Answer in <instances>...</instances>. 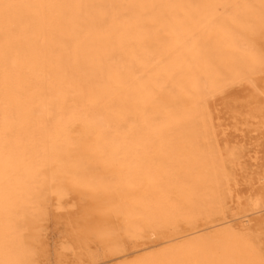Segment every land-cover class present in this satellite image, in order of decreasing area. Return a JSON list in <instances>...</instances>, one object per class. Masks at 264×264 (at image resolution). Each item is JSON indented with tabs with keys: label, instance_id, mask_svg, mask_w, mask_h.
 Wrapping results in <instances>:
<instances>
[{
	"label": "bare ground",
	"instance_id": "6f19581e",
	"mask_svg": "<svg viewBox=\"0 0 264 264\" xmlns=\"http://www.w3.org/2000/svg\"><path fill=\"white\" fill-rule=\"evenodd\" d=\"M262 139L264 0H0V264H264Z\"/></svg>",
	"mask_w": 264,
	"mask_h": 264
},
{
	"label": "rangeland",
	"instance_id": "374dc122",
	"mask_svg": "<svg viewBox=\"0 0 264 264\" xmlns=\"http://www.w3.org/2000/svg\"><path fill=\"white\" fill-rule=\"evenodd\" d=\"M248 90L252 91V89ZM246 94L247 93H244L242 91L231 90L228 93V97L235 99L237 102H243L246 101V98H248L249 96V94ZM243 135H245L247 138L243 139ZM253 136H256V134H228V141L230 143L222 141L220 147L222 151H230L229 155H231L234 159V162L237 165V170L240 167H243V171H245V175L247 176L248 184L249 182L255 181V179L257 178L256 171L258 168H260L257 166H253L249 159V155H251L255 144V139L250 138ZM259 143L262 144L261 147L264 148V139L260 140ZM236 173L239 175L240 171H237ZM236 178L240 180V177L237 175ZM239 184L240 190H243L242 192H244L247 185H243L241 180ZM243 194H245V197H248L249 195L258 196L262 199V202H264V191L261 189ZM237 212L238 211L235 209L230 212V215H234ZM73 238L74 231L72 228L66 226L64 223L56 222V220L52 218V216H50L49 222L47 223V226L45 228L46 252L42 254L39 253V255L35 258L34 264H116L119 261L133 260V258L135 257V255H131L127 259H118L111 261L104 260L106 262H103V260H99L96 263H92L88 257L91 258V256H95V254L99 253L98 251H96L99 248L93 245L89 250L88 256L73 257L70 252H67L68 255L66 256H68V259L60 262L57 258L56 252L71 249L74 242Z\"/></svg>",
	"mask_w": 264,
	"mask_h": 264
}]
</instances>
